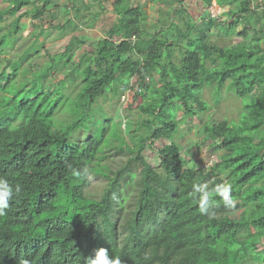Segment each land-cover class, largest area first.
Wrapping results in <instances>:
<instances>
[{
  "label": "trees",
  "instance_id": "obj_1",
  "mask_svg": "<svg viewBox=\"0 0 264 264\" xmlns=\"http://www.w3.org/2000/svg\"><path fill=\"white\" fill-rule=\"evenodd\" d=\"M56 1L8 0L0 9V23L13 18L9 48L23 18L39 31L25 54L3 58L0 68V190L9 197L0 215V264H89L99 249L120 264L264 260L257 249L264 240V44L257 37L264 20L260 28L254 22L264 0H201L230 14L221 20L207 11V27L230 34L240 25L239 40L228 46L209 44L185 1H176L171 23L152 33L145 4L112 0L116 20L93 49L81 51L84 42L70 28L67 44L54 54L44 48L48 64L34 71L40 36L68 26L60 9L84 16L75 0ZM107 1L97 0L101 12L87 24L83 17L87 28ZM55 72L63 75L57 87L49 84ZM211 86L216 104L224 88L241 100L237 121L204 117L212 107L204 88ZM65 105L66 119L59 116ZM196 121L209 155L221 151L207 169L187 168L178 141L179 128ZM112 152L126 156L115 170L107 162ZM69 165L106 180L99 198L87 194L90 178L72 176ZM128 185L132 208L115 215ZM242 199L248 203L231 217Z\"/></svg>",
  "mask_w": 264,
  "mask_h": 264
},
{
  "label": "rangeland",
  "instance_id": "obj_2",
  "mask_svg": "<svg viewBox=\"0 0 264 264\" xmlns=\"http://www.w3.org/2000/svg\"><path fill=\"white\" fill-rule=\"evenodd\" d=\"M64 1L65 0H57L56 2H59L61 4L66 3V1ZM111 1L112 0H108L107 2H105L107 10L104 11L100 15V17H98V19L93 21L92 24L94 25L92 28H87L86 24L88 20H91L93 18V14L101 12L98 7V4H94L92 6V2L85 3V7H83L84 12H82L81 14L85 16L86 24L83 23L84 16L79 19L78 17H75L76 13L73 8L66 5L68 8H70L69 10L68 8L66 11L65 9H60V15L62 20H69L68 26L65 30H63L62 33L59 31V29H48L43 33V35L40 36V38L36 42V46L38 47L37 49L40 51V54L38 55L36 60L34 59L31 62V67L34 68V71L43 69L48 64L49 58L45 55L44 48L48 49L52 54H54L56 53V51L60 50L64 45L67 44L69 38L71 37L70 28H75V36L79 37L84 42V44L80 48L81 51H89L93 49L96 42L103 38L105 30H107L111 26V24L116 20V14L112 10ZM176 1L178 0H129V5L136 6L145 4L144 7L148 15L145 27L152 33H156L160 29L166 28L171 23L170 8L175 5ZM180 1L187 2L186 7L188 8L189 12L193 17L192 21L196 24L198 28L204 29L206 31L207 40L210 45L228 46L237 43L239 39L236 36V32L239 30L240 25L238 26V29H236V31L234 30L230 34H223L219 32V29L217 27L212 29L207 27V20L204 18L207 11H209L214 18L220 16V19L223 20L230 15L227 12V7L218 6L215 2H213L212 5L207 6L206 3L201 0ZM87 4H89L88 9ZM7 5L8 0H0V9L5 8ZM151 5H155L154 8H152ZM223 12H227V16L223 14ZM237 15L238 14L235 13L233 14V17H236ZM263 20L264 9L259 8L258 10H256L254 19L256 26L260 28ZM32 23L33 21L30 18H23L20 21L21 30L14 35V47L12 49L9 48V46L11 45V43H13V37H11L12 35H9V33L12 31L13 28V18H8L6 21L0 23V36L5 33L7 34L6 44L3 47V50L7 48V51L5 52L6 55L1 56L2 59L9 58L11 60H14V56H19V54H25V49L27 47H30L29 45L32 44L33 41L31 35L39 32L33 28ZM179 25L183 30H186L185 23H183V19L179 21ZM257 37L260 39V42L257 41ZM257 37L256 39H252L251 45L258 44V42L260 45L264 44V30H262L261 33L257 35ZM175 57L177 58V60L180 58L178 54H175ZM5 64L6 61L3 59L0 68H4ZM25 69L27 68H21V75H24L22 72ZM62 77L63 75L59 72L53 73L52 76H49V84H52L54 87H57L58 80ZM64 93L67 94V91H64ZM221 95V101L216 104L213 99L214 95H212V86L204 88L203 98L212 106L206 112V115H204V117L209 114H212L215 121H222L224 119L229 121H237L238 117L242 112L243 103L225 88L222 90ZM120 104L122 105L121 102L118 103L119 106ZM61 107L62 106H60V108ZM66 109L70 111V107L65 105L59 114L60 116L63 112L65 114V119L68 116ZM106 110H108V115H110V113H119V110L117 108H107ZM120 113L124 116L128 112L121 108ZM177 114L179 117L182 115L181 112ZM59 116L57 115L56 117ZM65 119L60 121L67 122ZM189 126H181L178 130V141L181 145L183 159L187 163V168L195 167L207 169L213 163L214 159L219 154H221V151H213V156L209 155L208 151L206 150V146L202 143V134L200 132L201 124L196 121L191 124L190 129ZM122 127L124 126L122 125ZM114 152L110 154L111 158H109L107 161L108 163H110V167L112 170L117 169L126 160V156ZM105 186L106 180L103 177L90 175V184L86 188L87 194L91 197L99 198ZM123 192V195H125V197L122 198L123 195H120L121 205L115 209V215L123 216L127 214V211L132 208L131 204L134 200V188L129 186ZM235 203H239V207L236 209L231 207V217H238L242 210V206L247 204L248 202L245 199H242L238 200ZM257 249L258 251L264 250V240H261L259 242V244L257 245ZM250 264H264V260H262L261 258L255 259Z\"/></svg>",
  "mask_w": 264,
  "mask_h": 264
},
{
  "label": "clouds",
  "instance_id": "obj_3",
  "mask_svg": "<svg viewBox=\"0 0 264 264\" xmlns=\"http://www.w3.org/2000/svg\"><path fill=\"white\" fill-rule=\"evenodd\" d=\"M69 170L72 174V176L76 178H82V177H89L90 178V172L88 167H84L83 169L77 170L72 168L69 165ZM225 202H230L228 200V197L225 196ZM9 207V197H8V189L3 187V190H0V215H4L5 209ZM208 208L206 207V204L204 202H201L200 211L207 212ZM89 264H120L119 259H109L107 256V250L106 249H99L95 252L92 259L89 261Z\"/></svg>",
  "mask_w": 264,
  "mask_h": 264
},
{
  "label": "crops",
  "instance_id": "obj_4",
  "mask_svg": "<svg viewBox=\"0 0 264 264\" xmlns=\"http://www.w3.org/2000/svg\"><path fill=\"white\" fill-rule=\"evenodd\" d=\"M86 2H92V6L94 4H97V0H75V5L78 7H85ZM89 7V6H88ZM227 7V6H226ZM234 7V6H233ZM237 9V7H236ZM227 12H228V7H227ZM224 13V12H223Z\"/></svg>",
  "mask_w": 264,
  "mask_h": 264
}]
</instances>
